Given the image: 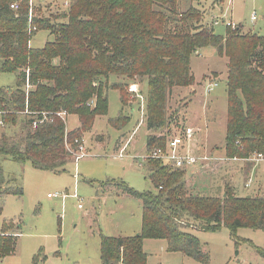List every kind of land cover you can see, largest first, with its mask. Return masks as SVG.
Returning a JSON list of instances; mask_svg holds the SVG:
<instances>
[{
    "label": "trees",
    "instance_id": "1",
    "mask_svg": "<svg viewBox=\"0 0 264 264\" xmlns=\"http://www.w3.org/2000/svg\"><path fill=\"white\" fill-rule=\"evenodd\" d=\"M40 11L30 0H0V73L17 74L14 87H0V199L22 194L4 175V161L64 171L82 136L107 114L110 88L119 92L121 106L133 111L128 87L146 84L139 105L148 131L147 154L164 149L172 134L184 129L182 108L170 107L172 96L195 84L190 59L207 47L227 62L222 155L246 159L264 154V36L236 24L224 36L215 34L217 20L205 24L193 0L182 5L178 0H68L54 21L35 15ZM39 31L52 40L41 49L31 48ZM111 78L117 81L113 85ZM58 113L76 116L79 127L67 132L66 118ZM127 120L120 116L111 124L118 128ZM141 165L152 190L119 187L141 204V233L101 236L99 264H146L145 239L165 240L167 252L207 264L209 254L192 231H264V192L239 198L225 184L221 196H209L189 189L187 169L155 160ZM14 247L15 237L3 229L0 256L13 253Z\"/></svg>",
    "mask_w": 264,
    "mask_h": 264
},
{
    "label": "rangeland",
    "instance_id": "2",
    "mask_svg": "<svg viewBox=\"0 0 264 264\" xmlns=\"http://www.w3.org/2000/svg\"><path fill=\"white\" fill-rule=\"evenodd\" d=\"M40 1L56 3L53 9L35 14L52 21L66 10L68 2ZM178 2L189 4L190 0ZM193 6L204 14L205 24L212 26L213 19L220 22L213 26L219 36H224L227 28L221 20L241 26L244 32L264 36V0H193ZM252 13L257 16L255 24L249 21ZM51 40L46 31H39L30 47L41 49ZM226 63L214 48L199 50L190 59L195 84L173 95L170 101L171 108L179 105L182 108L183 127L203 132L200 145L207 146L208 155H221L225 145ZM16 76L0 73V87H14ZM116 82L114 78L109 81L110 85ZM215 83L212 92L206 93V87ZM137 86L145 96L146 84ZM106 96L107 114L95 119L79 144L84 147L86 157L75 160L73 153L62 173L37 170L28 162H3L4 175L12 179V187L21 189L22 194L0 199V234L6 229L16 241L13 253L0 256V264H99L101 236L130 238L141 233V204L124 195L119 187L140 193L152 190L141 165V158L147 155L148 134L143 107L136 95L127 94L133 111L121 106L117 90L108 89ZM120 116L128 120L124 126L114 128L111 122ZM78 127L77 117L69 115L66 129L70 132ZM119 151H123L121 157ZM243 168L239 163H229L227 167L223 163L211 164L204 170H193L192 175L186 176V184L194 192L214 197L221 196L225 184L239 198L261 195L264 166L258 174L254 173L249 188L244 187L247 174ZM49 194L59 196L48 199ZM191 234L209 254L207 264H264L262 230L239 228L232 233L228 228H221ZM143 252L147 256L146 264H201L179 253L167 252L165 240L145 239Z\"/></svg>",
    "mask_w": 264,
    "mask_h": 264
},
{
    "label": "built area",
    "instance_id": "3",
    "mask_svg": "<svg viewBox=\"0 0 264 264\" xmlns=\"http://www.w3.org/2000/svg\"><path fill=\"white\" fill-rule=\"evenodd\" d=\"M11 9L16 10L17 6L12 5ZM249 21L251 24H254L257 21L256 14L252 13L249 17ZM220 22L214 21V25L217 26ZM223 23L226 25V27H229L231 29H235L236 25L232 22H225ZM216 83L212 85H208L205 89L206 93H210L213 90V87H216ZM31 87L29 83H26V90H29ZM128 93L131 95H136L141 102L143 101V97L140 94V91H138L137 84H131L128 87ZM92 104V102H91ZM58 117L61 119L66 118L65 113H58ZM202 138V132L201 130L194 129L192 127H184L182 131H179V134H172V136L167 140L166 147L164 149H156L155 151H152L151 153L147 154L146 156L141 158V163H143L145 160H155V161H161L164 163L169 164L171 167H174L175 169H187L190 171V173L193 170H199L204 168L205 166L215 163H223V164H229V163H235V164H242L243 166L245 164H251L254 166H257L259 164H264V154H253L250 157L246 159H228L224 156L222 157H212L211 154L208 155L205 153L203 148L200 145V141ZM199 144V145H198ZM123 151H121L119 157H121ZM204 152V153H203ZM74 153L75 160H79L81 158L86 157L85 149L83 146H80L76 152ZM252 185V178L248 177V179L245 181V188H249ZM58 194L53 195H47L48 199L56 198L58 197ZM78 208H82L81 205L78 206Z\"/></svg>",
    "mask_w": 264,
    "mask_h": 264
},
{
    "label": "crops",
    "instance_id": "4",
    "mask_svg": "<svg viewBox=\"0 0 264 264\" xmlns=\"http://www.w3.org/2000/svg\"><path fill=\"white\" fill-rule=\"evenodd\" d=\"M30 3L33 5H39L40 6V8H41V11L44 13L46 10H48V9H53V7H54V5L56 6V3H53V2H51V3H46V2H44L43 3V1H40V0H30ZM67 3V2H66ZM255 24V23H254ZM68 117V116H67ZM67 117H66V120H67ZM67 130V129H66ZM68 131V130H67ZM202 135H203V132H202ZM203 149H204V151H205V153H206V149H207V146L206 145H204L203 146ZM120 153H121V151H119ZM211 156L212 157H222L223 155H222V153H221V155H219V154H217V153H213V154H211ZM140 158V157H139ZM213 164H220L219 162L218 163H215V162H213ZM226 167H227V165L226 164H224ZM243 166V165H242ZM261 166H264V164H259V165H257V166H254V165H252V166H249V168L247 167V166H244V171H245V174H247L246 176V180L248 179V177H251V178H253L254 176H255V174L254 173H259L260 172V168H261ZM224 169V168H223ZM201 170H204V168L203 169H201ZM190 172V171H189ZM200 172V171H199ZM192 175V173H189V175ZM245 180V181H246ZM14 237V236H13ZM15 245H16V241H15Z\"/></svg>",
    "mask_w": 264,
    "mask_h": 264
}]
</instances>
